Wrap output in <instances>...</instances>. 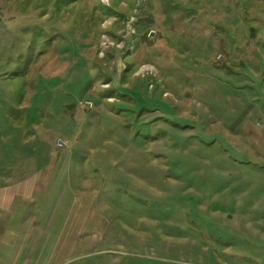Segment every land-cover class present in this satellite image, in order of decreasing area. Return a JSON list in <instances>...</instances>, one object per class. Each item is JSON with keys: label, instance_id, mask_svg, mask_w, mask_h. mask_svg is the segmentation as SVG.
I'll return each instance as SVG.
<instances>
[{"label": "rangeland", "instance_id": "374dc122", "mask_svg": "<svg viewBox=\"0 0 264 264\" xmlns=\"http://www.w3.org/2000/svg\"><path fill=\"white\" fill-rule=\"evenodd\" d=\"M13 157L0 264H264V0H0Z\"/></svg>", "mask_w": 264, "mask_h": 264}, {"label": "crops", "instance_id": "0c3cea01", "mask_svg": "<svg viewBox=\"0 0 264 264\" xmlns=\"http://www.w3.org/2000/svg\"><path fill=\"white\" fill-rule=\"evenodd\" d=\"M31 153L30 156H32ZM33 155H35V152H33ZM13 159L14 157L12 158V161ZM4 168L8 173H5L7 177L6 179L1 178L2 175L0 173V214L2 211H12L15 208L13 205L16 201H23L20 206L25 205L28 199H33L34 192L39 195L45 193L50 183L52 185H56L55 182H51L49 180L53 174L55 175V169H53L51 172H47V179L44 181L41 178V172L38 171L36 166L26 171V169H17L14 166L13 161L11 164L5 165ZM52 168L53 166L48 169L50 170ZM20 170L22 171L23 175H27V177L25 179L11 181L10 178L12 176L18 175V171Z\"/></svg>", "mask_w": 264, "mask_h": 264}, {"label": "trees", "instance_id": "16d2710c", "mask_svg": "<svg viewBox=\"0 0 264 264\" xmlns=\"http://www.w3.org/2000/svg\"><path fill=\"white\" fill-rule=\"evenodd\" d=\"M182 10H180V14H174L175 16V20L173 22L174 26H176L180 21H185V19L189 20V16H186L184 13L186 12L185 11V8H180ZM187 24V21L185 22Z\"/></svg>", "mask_w": 264, "mask_h": 264}, {"label": "built area", "instance_id": "2783aa9c", "mask_svg": "<svg viewBox=\"0 0 264 264\" xmlns=\"http://www.w3.org/2000/svg\"><path fill=\"white\" fill-rule=\"evenodd\" d=\"M56 144H57V146L62 147V145L64 144V141H62V139L58 138Z\"/></svg>", "mask_w": 264, "mask_h": 264}]
</instances>
